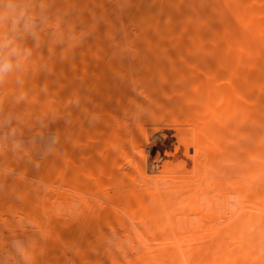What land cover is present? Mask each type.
<instances>
[{
  "label": "rangeland",
  "instance_id": "rangeland-1",
  "mask_svg": "<svg viewBox=\"0 0 264 264\" xmlns=\"http://www.w3.org/2000/svg\"><path fill=\"white\" fill-rule=\"evenodd\" d=\"M250 2L255 22L240 23L236 9ZM263 7L264 0H0V62L27 56L0 76V264H92L78 256L91 245L100 250L88 251L95 264H264V156L252 158L249 141H264V41L256 33ZM142 34L163 38L151 39L155 48ZM99 36L111 37L101 57L92 53ZM51 97L63 112L44 115L40 100ZM213 111L221 120L201 124ZM63 122L59 135L43 128ZM197 130L221 155V174L197 160ZM254 161L263 164L259 176ZM132 196L135 208L126 202ZM150 204L147 216L155 217L138 218L135 210Z\"/></svg>",
  "mask_w": 264,
  "mask_h": 264
},
{
  "label": "bare ground",
  "instance_id": "bare-ground-1",
  "mask_svg": "<svg viewBox=\"0 0 264 264\" xmlns=\"http://www.w3.org/2000/svg\"><path fill=\"white\" fill-rule=\"evenodd\" d=\"M241 2H242V1H241ZM255 2H256V0H255ZM243 3H248V2H244V1H243ZM234 4H235V3H234ZM237 4H239V3H237ZM253 4H254V6H255V3H254V2H253V3L250 2V5H249V6L243 4L244 6L242 5V6L239 7V8L237 7V9H236L237 20H238L240 23H243V24H251V23L255 20V17H254V14H253L254 11L252 10V9H254ZM252 7H253V8H252ZM262 9L264 10V7H263ZM233 10H234V8H233ZM251 10H252L253 12H252ZM254 10H255V9H254ZM256 10H257V9H256ZM257 11H258V10H257ZM263 12H264V11H263ZM255 14H256V13H255ZM139 17H140V16H139ZM143 17H144V16H143ZM136 20L139 21V22H138L139 26L144 25L145 23H146V25H147V22H146L145 19H144V20H140V19L137 18ZM148 20H149V19H148ZM137 21H135V22L137 23ZM149 21H150V20H149ZM149 21H148V22H149ZM254 22H255V21H254ZM138 24H136V25H138ZM148 24H149V23H148ZM141 27H143V26H141ZM103 29H104V28H103ZM137 29H138V27H137ZM156 29H157V28H156ZM143 30H144V29H143ZM138 31H139V30H138ZM58 32H59V31H58ZM256 33L258 34V36H260L261 41H262V40L264 41V39H262V34L264 35V20H263V22L261 23L260 27H257V28H256ZM259 33H262V34H259ZM60 34H61V33H60ZM108 34H109V33H108ZM108 34H107V35H108ZM144 34H145V33H144ZM155 34H156V33H155ZM157 34H158V32H157ZM58 35H59V34H58ZM139 35H141V34H139ZM142 35H143V34H142ZM99 37H100V36H99ZM99 37H97L96 39H98ZM137 37H138V36H137ZM100 38H101V39H100ZM100 38H99L98 40H99V41L101 40L102 43H96V44H94V45L92 46V53L95 54V56L98 54L99 57H101V56H102V53L105 51V50H103V49H106V48H105V44H103V42L106 41L107 39L109 40V38H111V37H108V36H102V37H100ZM141 38L148 39V41H150L152 38H156V39H158V41L160 42L161 40H159V39H162L163 36H161V35H160V36H159V35H156V36H149V35H148V36H144V35H143V36H141ZM263 38H264V37H263ZM53 39H54V38H53ZM53 39H52V40H53ZM139 40H142V39H139ZM153 40H154V39H153ZM153 40H151L152 42L150 41V44H149V45H154V42H155L156 40H154V41H153ZM49 41H50V40H49ZM94 41H95V40H94ZM146 41H147V40H146ZM173 41H174V40H173ZM47 42H48V41H47ZM50 42H51V41H50ZM143 42H144V40H143ZM36 43H37V42H36ZM40 43L42 44V42H40ZM45 43H46V42H45ZM105 43H106V42H105ZM152 43H153V44H152ZM161 43H162V42H161ZM41 44H38V43H37V45H35L34 48H33V51H34L36 54L38 53V56H39V55H43V54H40V53L44 52V51H42L43 48H44V46H43V44H42V45H41ZM143 44H144V43H143ZM145 44H146V42H145ZM158 44H159V43H158ZM262 44L264 45V43H262ZM14 45H15V44H14ZM89 45H90V44H89ZM149 45H147V46H149ZM21 46H23V45H21ZM83 46H84V44H83ZM86 46H87V45H86ZM154 46H155V48H156V45H154ZM161 46H162V45H161ZM23 47H24V46H23ZM79 47H80V46H79ZM12 48H13V47H12ZM18 48H20L19 45H18ZM74 48H75V47H74ZM147 48H148V47H147ZM20 49H21V48H20ZM75 49L78 50L77 48H75ZM82 49H83V48H82ZM120 49L122 50V49H124V47L119 48L118 50H120ZM149 49H150V48H149ZM190 49H191V48H190ZM46 50H47V49H46ZM146 50H147V49H146ZM146 50H145V52H146ZM162 50H163V49H162ZM25 51H26V50H25ZM40 51H41V52H40ZM72 51H73V50H72ZM81 51H82V50H81ZM126 51H127V50H126ZM0 52H1V51H0ZM21 52H23V50H22ZM78 52H79V51H78ZM78 52H77V54H78ZM118 52H119V53H122V54H125V55H124L125 57H126V54L129 53V52L124 53V52H125V49H124V52H123V51H121V52L118 51ZM145 52H144V50H143V53H145ZM148 52H149V51H148ZM148 52H147V53H148ZM150 52H151V51H150ZM150 52H149V53H150ZM157 52H159V51L156 50V55L158 54ZM56 53H57V52H56ZM113 53H114V52H113ZM173 53H175V52H173ZM1 54H2V53H0V55H1ZM61 54H62V53H61ZM85 54H86V52H85ZM88 54H90V53H88ZM116 54H117V53H116ZM141 54H142V53H141ZM159 54H160V53H159ZM166 54H167V52H166ZM169 54H171V53H169ZM176 54H177V53H176ZM178 54H179V53H178ZM190 54H191V53H190ZM15 55H16V54H15ZM47 55H48V54H47ZM52 55H53V54H52ZM52 55H51V56H52ZM54 55H55V54H54ZM117 55H118V54H117ZM145 55H146V54H145ZM163 55H164V53H163ZM183 55H184V54H183ZM18 56L21 57V58H22L23 56H24L25 58L27 57V56H25V55H23V54H22V55H19V54H18ZM18 56H16V57H18ZM71 56H72V55H71ZM93 56H94V55H93ZM118 56H120V55H118ZM147 56H149V55H147ZM157 56H158V55H157ZM10 57H11V56H10ZM24 57H23V58H24ZM64 57H67V56H64ZM64 57H63V58H64ZM68 57H70L69 54H68ZM75 57L78 58L77 56H75ZM75 57H74V58H75ZM145 57H146V56H145ZM152 57H153V56H152ZM159 57H160V56H159ZM163 57H164V56H163ZM184 57H185V56H184ZM253 57H254V56H253ZM21 58H13L12 60H13V61L15 60V61H14V62H16L15 65H17V63H20V64H19V66H20V65H22V63H23V62H22L23 59H21ZM74 58H73V59H74ZM76 58H75V59H76ZM88 58H89V57H88ZM88 58H87V60L89 61L90 59H88ZM97 58H98V57H97ZM160 58H161V57H160ZM83 59H84V60H83ZM85 59H86L85 57L82 58V60H83L82 62H83V63H81V64H84V63H85V62H84ZM162 59H163V58H162ZM10 60H11V59H10ZM18 60H19L20 62H19ZM76 60H78V62L80 63L79 60H81V59H80V57H79V58L76 59ZM13 61H12V62H13ZM74 61H75V60H74ZM90 61H91V60H90ZM150 61H151V60H150ZM152 61H153V58H152ZM154 61H155V60H154ZM12 62H11V64L14 63V62H13V63H12ZM33 62H34V61H32V63H33ZM92 62H93V61H92ZM148 62H149V60H148ZM156 62H157V61H156ZM24 63H25V62H24ZM69 63H70V62H69ZM71 63H72V64H71ZM71 63H70V65H72V66H73V64H74V65H75V64L78 65V64H77V61H75V62H72V61H71ZM87 63H88V62H87ZM149 63H150V62H149ZM92 64H94V63H92ZM160 64H162V63H160ZM163 64H164V62H163ZM150 65H151V64H150ZM152 65H153V64H152ZM66 66H67V65H66ZM66 66H64V67H66ZM68 66H69V65H68ZM68 66H67V67H68ZM147 66H149V65H147ZM155 66H156V65H155ZM12 67H13V66H12ZM12 67H11V68H12ZM14 67H15V66H14ZM17 67H18V66H17ZM17 67H16V69H18ZM80 67H81L82 69H84L83 67H86V65H83V66L81 65ZM105 67H106V69H104V70H106V71H105L104 73H107V72H108L107 70H111V67H112V66L110 67V65H108V66L106 65V66H104V68H105ZM173 67H174V66H173ZM19 68H21V67H19ZM54 68H57V67H54ZM68 68L71 69L70 66H69ZM153 68H154V67H153ZM66 69H67V68H66ZM73 69H74V68H73ZM82 69H80L81 71H80V73H78V74L83 73V72H82ZM86 69H87V67H86ZM18 70H19V69H18ZM57 70H59V69H57ZM74 70H75V69H74ZM87 70H88V69H87ZM90 70H91V69H90ZM156 70H158V69H156ZM84 71H85V69H84ZM19 72H20V71H19ZM62 72H63V71H62ZM71 72H72V71H71ZM87 72H90V71L88 70ZM167 72H168V71H167ZM73 73L75 74L76 72H73ZM73 73H71V75H72ZM233 73H234V72H233ZM236 73H237V72H236ZM263 73H264V72H263ZM83 75H84V73H83ZM261 76H262V75H261ZM71 78H73V77H71ZM71 78L68 79V81H67L68 84H69V83H70V84L73 83ZM66 79H67V78H66ZM66 79H65V80H66ZM259 79H260V78H259ZM39 80H40V79H39ZM65 80H64V81H65ZM100 81H102V82H101L99 85H101V86H105V87H106V86H109V85H110V86H115V87H120V86L122 85L121 82H119V81H116V82L110 81V82H108L109 80H108V81H107V80H99V81H97V83L100 82ZM259 81H260V80H259ZM40 82H41V85L43 86L44 83H43L42 81H40ZM65 82H66V81H65ZM256 82H257V81H256ZM36 83H37V82H36ZM257 83H259V82H257ZM70 84H69V85H70ZM73 85H74V84H73ZM73 85H72V86H73ZM75 85H76V84H75ZM199 85H200V84H199ZM201 85H202V84H201ZM32 86H33V85H32ZM32 86H30V87H32ZM42 86H41V87H42ZM70 86H71V85H70ZM179 86H180V85H179ZM187 86H188V85H187ZM196 86H197V83H196ZM213 86H214V85H213ZM33 87H34V86H33ZM36 87H37V86H36ZM39 87H40V86H39ZM173 87H174V86H173ZM28 88H29V87H28ZM28 88H27V89L25 88V90H28ZM179 88H180V87H179ZM33 89H35V88H31V90H33ZM37 89H39V88H37ZM43 89H44V88H43ZM174 89H175V87H174ZM189 89H190V88H189ZM203 89H204V88H203ZM207 89H208V88H207ZM214 89H215V88H214ZM21 90H22V89H21ZM23 90H24V89H23ZM29 90H30V88H29ZM208 90H209V89H208ZM33 91H34V90H33ZM33 91H32V93H36V94H37V92H33ZM169 91L171 92V90H169ZM169 91H168V92H169ZM195 91H196V90H194V93H195ZM23 92H24V91H23ZM23 92H21V93H23ZM26 92H27V91H25L24 93L27 94ZM168 92H167V94H170V93H168ZM176 92H177V91H176ZM207 93H208V92H207ZM214 93H215V92H214ZM19 94H20V93H19ZM41 94H42V93H41ZM187 94H188V93H187ZM196 94H197V93H196ZM204 94H205V92H204ZM54 95H56L55 92H54ZM54 95H53V96H54ZM58 95H59V94L57 93L56 97H57ZM172 95H173V94H172ZM191 95H192V93H191ZM193 95H194V94H193ZM197 95H198V94H197ZM221 95H222V94H221ZM39 96H40V95H39ZM39 96H38V98L41 99V97H39ZM50 96H52V95H50ZM60 96H61V97H60ZM198 96H199V95H198ZM200 96H202L201 98H203V94L200 95ZM213 96H214V95H213ZM56 97H55V98H54V97H51V98L49 99L48 102L46 101L47 98H46V99L44 98V100H40V102H44V104L41 105L42 107L40 106V108H39L38 111H40V112L43 113V114H44V113H45V114H48L49 112H54V114H58L59 112H63V109H61L62 107H60V109H57V110H56V104H55V102H56V101H55ZM76 97H77V96H73V94H70V95H68L66 101H67L68 103L72 104V103L75 101ZM192 97H195V96H192ZM215 97H216V96H215ZM222 97H223V96H222ZM57 98H58V101H59V98L63 99L62 95H59ZM186 98H187V96H186ZM223 98H224V97H223ZM188 99H189V97H188ZM192 99H193V98H192ZM204 99H205V96H204L203 100H204ZM206 99H207V98H206ZM50 100H51V101H50ZM63 100H64V99H63ZM102 100H103V99H101L99 102H101V103L104 104L105 101L102 102ZM189 100H190V99H189ZM193 100H195V99H193ZM201 100H202V99H201ZM220 100H221V99H220ZM255 100H256V99H255ZM19 101H20V100H19ZM25 101H26V100H25ZM30 101H31V100H30ZM45 101H46V102H45ZM61 101H62V100H61ZM170 101H171V100H170ZM177 101H179V100H177ZM190 101H191V100H190ZM207 101H208V99H207ZM256 101H258V100H256ZM4 102H5V101H4ZM20 102H21V101H20ZM20 102H19V103H20ZM180 102H181V100H180ZM180 102H179V103H180ZM197 102H198V101H197ZM203 102H204V101H203ZM205 102H206V101H205ZM259 102H260V100H259ZM6 103H8V102H6ZM61 103H62V102H61ZM101 103H99V105H100ZM168 103H169V102H168ZM168 103H167V105H169ZM171 103H172V102H171ZM176 103H178V102H176ZM262 103H263V101H262ZM4 104H5V103H4ZM8 104H9V103H8ZM8 104H7V106H8ZM30 104H31V107H33L32 102H31ZM57 104H58V102H57ZM188 104H189V103H188ZM202 104H203V103H202ZM208 104H209V103H208ZM215 104H216V103H215ZM215 104H214V105H215ZM234 104H235V103H234ZM165 105H166V104H165ZM171 105H173V104H171ZM209 105H210V104H209ZM219 105H220V104H219ZM14 106H15V105H14ZM22 106H23V105H22ZM22 106H21V107H22ZM162 106H163V105H162ZM176 106H177V104H176ZM185 106H186V105H185ZM188 106H189V105H188ZM190 106H191V105H190ZM193 106H194V105H193ZM203 106H205V105H203ZM206 106H207V105H206ZM210 106H211V105H210ZM231 106H233V105H231ZM24 107H25V106H24ZM69 107H70V106H69ZM69 107H68V108H69ZM102 107H104V106H102ZM168 107H169V106H168ZM170 107H171V106H170ZM174 107H175V105H174ZM186 107H187V106H186ZM207 107H208V106H207ZM2 108H3V107H2ZM16 108H17V107H16ZM16 108H15V109H16ZM22 108H23V107H22ZM28 108H29V110H30V109L33 110V108H30L29 106H27L26 111H27L28 113H31L30 111H28ZM34 108L36 109L37 107L35 106ZM165 108H167V107H165ZM179 108H180V107H179ZM188 108H189V107H188ZM195 108H196V106H195ZM195 108H194V109H195ZM197 108L200 109V107H197ZM203 108H204V107H203ZM208 108H209V107H208ZM211 108L213 109L212 106H211ZM214 108H216V107H214ZM261 108H263V107H261ZM20 109H21V108H20ZM190 109H192V108L190 107ZM201 109H202V108H201ZM217 109H218V108H217ZM243 109H244V108H243ZM259 109H260V108H259ZM259 109H258V110H259ZM23 110H24V108H23ZM59 110H61V111H59ZM100 110H101V109H100ZM102 110H104V109H102ZM177 110H178V109H177ZM180 110H181V109H180ZM188 110H189V109H188ZM203 110H205L204 112H206V110H207L206 107H205V109H203ZM203 110H202V112H203ZM213 110H214V109H213ZM215 110H216V109H215ZM224 110H225V112H226V109H224ZM228 110H229V109H228ZM231 110H232V112H230V114H229V112H228L229 115H232L233 113H235V112H234V111H235V108H232ZM57 111H58V112H57ZM104 111H106V110H104ZM172 111H173V110H172ZM182 111H183V110H181V111H179V112L182 113ZM207 111H211V110L208 109ZM11 112H12V111H11ZM27 112L24 113V114H22V120H24L25 118L27 119V117H28V113H27ZM32 112H33V114H32V113L29 114V115L31 116V118H33L32 116L34 115V118L31 119V120H35L34 122H37L36 119L39 120V119H38V116H39L40 114H39V112H34V111H32ZM100 112H101V111H100ZM173 112H174V111H173ZM177 112H178V111H177ZM185 112H186V111H185ZM185 112H184V113H185ZM202 112H200V113H202ZM219 112H220V111H213V112H210V113H209V116L206 115V117H207V116H208V117H207L205 120H202V123H201V124H203V125H206V124H208V125H209V124H213L212 122H214V121L220 119V113H219ZM243 112H244V111H243ZM13 113H14V112H13ZM98 113H99V111H98ZM174 113H176V112H174ZM181 113H179V114H181ZM184 113H183V114H184ZM189 113H190V111H189ZM191 113H192V112H191ZM236 113H237V112H236ZM17 114H18V113H17ZM45 114H44V115H45ZM52 114H53V113H52ZM104 114L108 115V113H106V112H105ZM177 114H178V113H176V115H177ZM183 114H182V115H183ZM185 114H187V113H185ZM194 114H195V113H194ZM203 114H206V113H203ZM100 115H101V114H100ZM190 115H192V114H190ZM196 115H197V114H196ZM103 116H104V115H103ZM186 116H187V115H186ZM202 116H203V115H202ZM202 116H201V117H202ZM241 116H242V115H241ZM244 116H245V115H244ZM39 117H40V116H39ZM177 117H181V116L177 115ZM228 117H229V116H228ZM13 118H14V117H13ZM15 118H16V117H15ZM103 118H104V117H103ZM237 118H238V117H237ZM240 118H242V117H240ZM42 119H43V118H42ZM80 119H81V118H80ZM105 119H106V118H105ZM186 119H187V118H186ZM227 119H228V118H227ZM231 119H232V118H231ZM243 119H244V118H243ZM29 120H30V117H29ZM31 120H30V122H31ZM220 120H221V119H220ZM106 121H108V120H106ZM224 121H225V120H224ZM230 121H231V120H230ZM237 121H238V120H237ZM239 121H240V120H239ZM244 121H245V120H244ZM34 122H32V123H34ZM39 122H41V121H39ZM235 122H236L235 120H234V122H233V120L231 121V123H233V124H235ZM64 123H65V122H63V123H58V124L63 125ZM102 123H103V122H102ZM220 123H221V121H220ZM54 124H57V123H54ZM54 124H51V125H50V124H47V125H45L43 128H45L46 130H47V129H48V130H52V131L54 132V134H58V135H59V133H62L63 130L65 129V128H64V125L61 126V127H58L59 125L56 126V125H54ZM68 124H69V123H68ZM103 124H104V123H103ZM214 124H215V123H214ZM238 124H239V123H236V124H235L236 127L239 126ZM11 125H13V124H11ZM35 125H37V124H35ZM70 125H72V123H70ZM217 125H218V124H217ZM220 125H224V124H220ZM255 125H256V123H255ZM257 125H258V124H257ZM67 126H69V125H67ZM201 126H202V125H201ZM227 126H228V125H227ZM97 127H98V126H97ZM228 127L231 128L230 125H229ZM232 127H234V126H232ZM101 128L103 129L104 126H102ZM205 128H206V127H205ZM216 128H217V127H216ZM256 128H258V127H256ZM45 129H44V130H45ZM69 129H70V128H69ZM228 129H229V128H228ZM231 129H232V128H231ZM234 129H235V128H233V130H234ZM21 130H22V129H21ZM48 130H47V131H48ZM98 130H101V129H98ZM106 130H107V129H105V130H101L100 132H102V131L105 132ZM203 130H204V129H203ZM52 131H51V132H52ZM210 131L213 132V130H210ZM229 131H230V130H229ZM240 131H241V130H240ZM21 132H22V131H21ZM223 132H224V131H223ZM47 133H48V132H47ZM200 133H201V132H200L199 130H197V132L195 133V136L192 137V141H193V139H194V141H195V143H194V141H193L194 146H197V145L199 144V146H197V147L194 148V149H195V155H196V157H197V160H199V161L201 162V164L204 162V163H205V164H203L204 166L207 165L206 162H205V160H206V161H207V160H210V161H209L210 163L208 164L207 167L209 168V166H210V168H209L210 170H216V171L218 170V171H219V170H220V165H221V164H220L221 162H219V161H221V159L218 160V158H220V157H217L216 155H219V156H221V155H220V154H216V153H215L216 155H215V154H212V150H211L209 144H207L209 141H207V143H204L205 141H204V142H200V139L198 138V136H199ZM229 133L232 134L233 132L231 131V132H229ZM229 133H228V134H229ZM237 133H238V132H237ZM239 133H240V132H239ZM197 134H198V135H197ZM205 134H207V133H205ZM210 134H211V132H210ZM213 134H214V133H213ZM218 134H219V133H218ZM234 134H235V133H234ZM232 135H233V134H232ZM236 135H237V134H236ZM60 136H61V135H60ZM60 136H59L58 138H60ZM207 136H208V135H207ZM207 136H206V137H207ZM209 136H210V135H209ZM218 136H219V135H218ZM229 136H230V135H229ZM212 137H213V136H212ZM233 137H234V136H233ZM233 137H232V138H233ZM235 137L237 138L238 136H235ZM196 138H197V139H196ZM215 138H216V137H215ZM219 138H220V137H219ZM223 138H224V137H223ZM198 139H199V140H198ZM207 139H208V138H207ZM253 139H254V138H253ZM232 140H233V139H232ZM259 140H262V139L259 138ZM259 140L257 141V140H251V139H249V141L253 142V144L255 145V146H254V145L251 143V145L254 146L253 149H255V150H253V149H252L253 151L251 150V152H253V155H252V153H251L250 156H251V157L254 156V157H252V158H254V159H255V157H257L258 159H261V156H264V155H260V156H259V154L262 153V152H259V149H263V146H262V143H261V142H264V141H259ZM210 141H211V143H212L213 138L210 137ZM222 141H224V140H222ZM249 141H248V142H249ZM224 142H225V141H224ZM234 142H235V141H234ZM209 143H210V142H209ZM217 143H218V142H217ZM226 143L228 144V142H225V144H226ZM244 143H245V142H244ZM244 143H243V144H244ZM214 144H215V141H214ZM223 144H224V143H223ZM240 144H241V143H239V146H240V147H237V148H241V149H242V147H241ZM14 145H15V144H14ZM229 145H230V143H229ZM236 145H238V143L235 144V147H236ZM245 145H246V144H245ZM245 145H244V146H245ZM217 146H218V145H215V147H217ZM225 146H226V145H225ZM230 146H231V145H230ZM244 146H243V147H244ZM226 147H227V146H226ZM260 147H262V148H260ZM12 148H14V147H11V149H12ZM221 148H222V147H221ZM223 148H225V147H223ZM223 148H222V149H223ZM228 148H230V147H228ZM228 148H227V150H230V149H228ZM231 148H232V147H231ZM237 148H236V150H237ZM244 148H245V147H244ZM62 149H63V148H61V150H62ZM219 149H220V148H219ZM225 149H226V148H225ZM13 150H16V148L13 149ZM220 150H221V149H220ZM220 150H218V151H220ZM236 150H235V151H236ZM238 150H239V149H238ZM209 151L211 152L212 155H209V154H208V153H210ZM221 151H222V150H221ZM245 151H246V149H244V152H245ZM213 152H215V151H213ZM230 152H231V150H230ZM238 152H240V151H238ZM56 153H58V150L56 151ZM59 154H60L59 157H61V156L63 155L62 153H59ZM221 154H222V153H221ZM228 154H229V153H228ZM231 154H232V152H231ZM237 154H238V153H237ZM237 154H235V156H236ZM262 154H263V153H262ZM222 155H223V154H222ZM224 155H225V154H224ZM14 156H15V155H14ZM230 156H231V155H230ZM246 156H247V154H246ZM246 156H245V157H246ZM250 156H248V157L245 159V160H246V163H248V160H247V159H248ZM226 157H229V156L226 155ZM238 157H241V156H238ZM61 158H62V157H61ZM51 159H52V160H50L51 162H50V163L48 162L49 165H50L51 167L54 166V167L57 168V165H58L59 163L57 164V162L55 161V160H56L55 158H51ZM54 159H55V160H54ZM232 159H233V160H232ZM236 159H239V158H236ZM236 159H235L234 157H232V158H230V161H232V162L234 161V162H235ZM258 159H257V161H258ZM61 160H63V159H61ZM222 160H223V159H222ZM223 161H225V160H223ZM227 161H228V160H227ZM242 161H243V160H242ZM257 161H254V162H256L255 165H253L254 162H252V166H253V168H252V173H253L254 176H259L258 173H261V174H262V172H260V169H261L263 166H262L261 168H259V166H260V165H263V164H260V163L257 164ZM261 161L264 162V158H263V157H262ZM244 162H245V161H244ZM48 163H47V164H48ZM240 163L243 164L242 162L239 161V164H240ZM246 163H245V165H246ZM62 164H63V163H62ZM218 164H219V165H218ZM59 165H61V164H59ZM61 166H62V168H61L60 166H59V169L57 168L59 171L63 170V166H65V165L63 164V165H61ZM218 167H219V168H218ZM231 167H232V166H231ZM250 167H251V165H250ZM215 168H218V169H215ZM236 168H237V167H236ZM47 169H50V168H47ZM52 170H53V169H52ZM218 171H217V172H218ZM262 171H264V170H262ZM54 172H55V170H54ZM56 172H57V171H56ZM61 172H62V171H61ZM61 172H58V174H56V176L58 177V175H61V174L64 175V173H63V172L61 173ZM220 172H221V171H220ZM220 172H218V173H220ZM229 172H230V171H229ZM234 172H235V170H234ZM234 172H233V174H234ZM238 172H239V171H238ZM52 173H53V172H52ZM59 173H60V174H59ZM105 173H106V172H105ZM236 173H237V172H236ZM103 174H104V173H103ZM220 174H221V173H220ZM54 175H55V174H54ZM54 175H53V176H54ZM104 175H105V174H104ZM225 175H228V173L225 174ZM262 176H263V175H262ZM227 177H229V175H228ZM239 177H240V176H239ZM260 177H261V176H260ZM221 178H222V177H221ZM258 178H259V177H258ZM228 179H230V178H228ZM260 179H261V178H260ZM105 180H106V179H105ZM145 180H147V179H145ZM158 180H159V179H158ZM160 180L162 181V179H160ZM232 180H233V179H232ZM257 180H258V179H257ZM149 181H150V179H149ZM156 181H157V180H156ZM165 181H166V180H165ZM227 181H228V180H227ZM229 181H230V180H229ZM157 182H158V181H157ZM210 183H211V182H210ZM231 183H232V182H231ZM233 183L238 184L239 181H237V182L234 181ZM258 183H259V182H258ZM109 184H110V183H109ZM111 184H112V183H111ZM160 184H161V182H160ZM228 184H229V183H228ZM261 184H262V183H261ZM149 185H150V183H149ZM255 185H258V184H255ZM263 185H264V184H263ZM263 185H262V186H263ZM217 193H218V192H217ZM220 193H221V192H220ZM263 193H264V192H262V194H263ZM241 194H242V193H241ZM243 194H244V193H243ZM243 194H242V195H243ZM155 195H156V194H155ZM221 195H222V194H221ZM256 195L258 196V194H256ZM260 195H261V194H260ZM222 196H225V195H222ZM133 197H134V196L131 197L132 199L130 198V201H126V202H127V204H130V206H133V207H134V205H132V204H133L134 199H136V198H135V197L133 198ZM261 197H262V196H261ZM121 198H122V197H121ZM127 198H129V197H127ZM222 198H223V197H222ZM263 198H264V197H263ZM254 199L256 200L255 197H254ZM136 200H137V199H136ZM187 201L189 202V201H192V200H189V199H188ZM187 201H186V202H187ZM137 202H138V201H137ZM137 202H134V204H136ZM261 202H262V201H261ZM150 203H151V202H150ZM251 203H252V202H251ZM137 204L140 205L139 203H137ZM146 204H147V203H146ZM146 204H145V205H146ZM178 204H179V205H183V207H184V205H186L187 203L185 204L184 202H180V203H178ZM188 204H189V203H188ZM190 204H192V203H190ZM193 204H194V203H193ZM253 204H254V203H252V205H253ZM141 205H142V204H141ZM141 205H140V206H141ZM179 205H175L174 208L176 209V207L179 206ZM261 205H262V204H261ZM148 206H149V205H148ZM148 206H146V208L143 207L142 210H141V209H140V210H135V211H136L135 213L138 212V213H137V214H138V215H137L138 218H142V219H143V217H145V218H144L145 220H143V221H147V220H148L147 218H149V219L152 220V218L155 217V216H152V217H151V215H150V217H151V218H150L149 215L147 216L148 213L146 212V209H147V208H151V210H152V208H153V207L151 206V204H150L151 207H150V206L148 207ZM133 207H132V208H133ZM180 207H181V206H180ZM190 207H191V206H190ZM190 207H189V208H190ZM195 207H196V205H195ZM130 208H131V207H130ZM134 208H135V207H134ZM181 208H182V207H181ZM136 209H139V208L136 207ZM183 209H184V208H183ZM191 209H193V208H191ZM262 209H263V208H262ZM148 210H149V209H148ZM188 210H189V209H188ZM194 210H195V209H194ZM198 210H199V209H198ZM258 210H260V209H258ZM149 211H150V210H149ZM152 211L154 212V210H152ZM175 211H176V210H175ZM178 211L182 212L181 209L177 210V212H178ZM184 211H185V210H184ZM196 211H197V210H196ZM200 211H202V210H200ZM180 212H179V213H180ZM179 213H178V214H179ZM185 213H186V212H185ZM185 213H184V215H186ZM193 213H194V212H193ZM199 213H200V212H199ZM263 213H264V212H263ZM208 214H209V213H208ZM208 214L205 215L206 218H207ZM182 215H183V214H182ZM175 216H177V215H174V217H175ZM257 216H259V215H257ZM137 217H136V214H135V219H134V220H137V221H138L139 219H136ZM146 217H147V218H146ZM172 217H173V216H172ZM179 217H182V216H179ZM186 217H187V216H186ZM188 217H189V216H188ZM193 217H194V216H193ZM199 217H200V215H199ZM176 218H178V217H176ZM194 218H195V217H194ZM201 218H202V217H201ZM256 218H257V217H256ZM256 218H255V219H256ZM258 218H259V217H258ZM204 219H205V218H204ZM151 220H150V221H151ZM182 220H183V219H182ZM192 220H193V219H192ZM202 220H203V219H202ZM137 221H136V222H137ZM180 221H181V220H180ZM257 221H258V220H257ZM141 222H142V220H141ZM255 222H256V221H255ZM257 223H259V222H257ZM189 224H191V222H190ZM192 224H193V223H192ZM209 225H210V224H209ZM218 228H219V227H218ZM215 230H216V229H215ZM217 230H218V229H217ZM63 233H64V231H60V234H63ZM213 233H214V232H213ZM211 248H212V247H211ZM92 249H97L98 251H100V250L98 249L97 246L94 248V245H91L90 247H87V248H86V247H85V248H82V249L79 251V254H78L79 258H80L82 261H86V262H90V263H92V264H95L99 258L96 257V256H92V257L89 256V254H88L89 252H88V251H91ZM211 251H212V250H211ZM106 255H107V254H106ZM106 255H105V257H106ZM192 257H194V255H192ZM213 257H214V256H213ZM199 258H200V257H199ZM215 258H216V257H215ZM100 259H101V258H100ZM186 259H189V258H186ZM186 259H185V260H186ZM197 259H198V257H197ZM189 260H190V259H189ZM193 260H194V259H193ZM199 260H200V259H198L197 261H199ZM94 261H95V262H94ZM199 262H201V261H199ZM203 262H204V261H203ZM217 262H218V261H217ZM87 264H88V263H87ZM210 264H211V263H210Z\"/></svg>",
  "mask_w": 264,
  "mask_h": 264
},
{
  "label": "clouds",
  "instance_id": "clouds-1",
  "mask_svg": "<svg viewBox=\"0 0 264 264\" xmlns=\"http://www.w3.org/2000/svg\"><path fill=\"white\" fill-rule=\"evenodd\" d=\"M12 65L8 62H0V76L11 69Z\"/></svg>",
  "mask_w": 264,
  "mask_h": 264
}]
</instances>
